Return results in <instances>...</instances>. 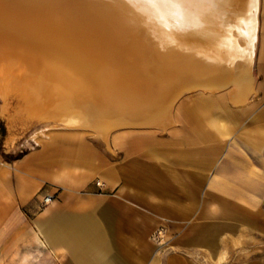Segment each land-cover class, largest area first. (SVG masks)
<instances>
[{
    "label": "bare ground",
    "instance_id": "obj_1",
    "mask_svg": "<svg viewBox=\"0 0 264 264\" xmlns=\"http://www.w3.org/2000/svg\"><path fill=\"white\" fill-rule=\"evenodd\" d=\"M258 6L210 0L187 24L125 0H0V76L11 73L47 130L90 132L108 148L116 129L169 125L190 90L232 86L231 101L244 103ZM5 89L0 81L3 101Z\"/></svg>",
    "mask_w": 264,
    "mask_h": 264
},
{
    "label": "crops",
    "instance_id": "obj_2",
    "mask_svg": "<svg viewBox=\"0 0 264 264\" xmlns=\"http://www.w3.org/2000/svg\"><path fill=\"white\" fill-rule=\"evenodd\" d=\"M262 14V23L260 16ZM257 33L252 58V88L244 103L231 109L222 98L221 91L193 90L197 95L189 102H180V96L171 108L170 124L164 128L126 127L119 128L105 143L96 140L108 154L114 155V148L129 144L126 156L141 151L148 162L129 160L121 169L122 179L116 172L98 174L104 186L110 190L120 187L121 198H135L149 206L159 215L189 218L199 204L200 185L209 181L210 188L223 196L238 198L239 203L252 206L245 199L246 192H257L264 185V165L261 151L264 148V112L252 119L253 127L241 129L239 135L229 144L226 158L210 172L212 156L220 150L219 143L240 129V117L250 98L256 93L254 69L256 52L261 31L259 70L264 72V0H259ZM229 90L230 89H226ZM223 91V90H222ZM2 108V107H1ZM0 108V115H1ZM180 124L181 129L176 125ZM130 129H141L150 135L133 137L129 141L126 133ZM50 131L46 130L45 132ZM58 131V130H53ZM63 131V130H59ZM66 131V130H64ZM71 131V130H67ZM44 132V131H43ZM79 132L86 134V132ZM122 132V133H120ZM168 132L174 138L160 141L157 133ZM43 134V133H42ZM199 144H206L204 148ZM61 170L53 173L54 179L63 181L72 166L86 168L84 158L72 159L70 155L58 158ZM185 168L179 171L175 167ZM29 176V172H28ZM19 175L13 167H3L0 160V264H47L51 252H65V264H144L151 251L146 242L145 230L154 226L150 218L134 222L129 212L106 203L90 202V208L82 212L58 211L51 201L45 205L39 217L31 225L29 218L21 214L20 202L27 203L33 193L34 184L28 182L19 198ZM66 192L71 190L61 186ZM44 198V197H43ZM43 198L41 200L43 201ZM209 199L210 195L207 194ZM219 217L235 220L244 226H253L248 210L239 204L220 201L213 209ZM203 212V215L207 216ZM245 228V227H244ZM226 224H202L189 229L180 242L198 246L209 256L216 257L224 240L228 244L237 234ZM241 230L239 237H242ZM218 259V258H217ZM215 260V259H214ZM147 264H162L157 256ZM165 264H186L178 256H170ZM260 264V263H255Z\"/></svg>",
    "mask_w": 264,
    "mask_h": 264
},
{
    "label": "rangeland",
    "instance_id": "obj_3",
    "mask_svg": "<svg viewBox=\"0 0 264 264\" xmlns=\"http://www.w3.org/2000/svg\"><path fill=\"white\" fill-rule=\"evenodd\" d=\"M260 20L262 23V14ZM260 41L261 31L254 69L256 93L250 98L248 104L242 108L240 129L238 128L227 141L219 143V153L212 156L214 160L208 173L209 177L217 164L226 158L229 153L230 142L239 135L240 131L243 132V129L252 128V119L264 112V72L258 68ZM250 74L252 76V59ZM11 76L8 71H4L0 76V81L6 87L5 102L0 97V108L3 107V113L0 115V160L3 167H13L18 170L20 200L27 183L32 182L34 184L33 193L29 195L27 203L20 202V216L23 214L26 218H29L28 223L32 225L36 218H41L39 216L46 208L42 204L41 198L43 197L52 200L55 203L56 210L68 212H82L84 211L82 208H90V202L95 204L98 202L108 203L122 210L125 208L136 223H140L142 218H150L156 221L154 226H149L145 230L144 238L151 246V251L144 264H147L153 256H157L159 261L165 264L166 260L173 255L181 258L186 264H264V185L257 192L245 193V199L247 198L252 205L247 206L239 203L238 198L223 196L213 191L209 186V181L205 180L199 188L198 208L189 218L159 215L147 203L135 198H121L118 195L120 187L110 190L104 186L98 175L113 171L116 172L119 179H122L121 169L129 160L148 162L141 151L126 156L129 144H123L118 148H114L115 154L111 155L104 151L103 147L96 141L97 139L92 138L93 135L90 132H86V134L74 131L45 132L47 126H50L51 120H39L31 115L24 93L21 92L19 87L11 85ZM226 89L233 91L232 86H228ZM226 89L218 90L221 91L218 94H221L231 109L237 110L238 108L232 106L228 97L231 92ZM196 95L197 93L193 90L187 91L180 97V102H189ZM176 126L181 129L180 124ZM42 130H44L43 134L39 133ZM140 130H127L126 133L129 136L127 141L133 137L150 135V133ZM156 137L165 142L174 138L168 132H164V134L157 133ZM205 145L199 144L198 147L204 148ZM65 155H70L72 159L84 158L88 166L86 168L72 166L69 175L63 181L54 179L52 174L59 173L61 170L56 160ZM261 157L264 165V148L261 151ZM175 168L179 171L185 169L179 166ZM61 186H65L71 191L66 192ZM207 194L210 195L209 199L206 198ZM220 201L245 207L254 225L248 226L245 224L241 226L242 224L238 221L222 218L218 214L212 213L213 209L220 204ZM203 212L210 214L205 216ZM202 224L232 226L233 231H238L237 234L229 233L231 237L236 238L232 241L234 245L228 244L227 246V242H224V245L221 243V249L217 256L211 257L198 246L184 245L180 242L191 227ZM241 230H244L242 232L244 235L239 237L238 234ZM64 255L63 250L51 252L47 264H65Z\"/></svg>",
    "mask_w": 264,
    "mask_h": 264
},
{
    "label": "snow or ice",
    "instance_id": "obj_4",
    "mask_svg": "<svg viewBox=\"0 0 264 264\" xmlns=\"http://www.w3.org/2000/svg\"><path fill=\"white\" fill-rule=\"evenodd\" d=\"M125 3L143 6L148 14L160 21L192 24L197 17L203 19L201 7L210 0H125Z\"/></svg>",
    "mask_w": 264,
    "mask_h": 264
},
{
    "label": "built area",
    "instance_id": "obj_5",
    "mask_svg": "<svg viewBox=\"0 0 264 264\" xmlns=\"http://www.w3.org/2000/svg\"><path fill=\"white\" fill-rule=\"evenodd\" d=\"M49 200H50V199H49ZM42 204H44V205H45V204H46V202H45V201H42Z\"/></svg>",
    "mask_w": 264,
    "mask_h": 264
}]
</instances>
